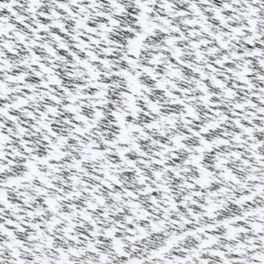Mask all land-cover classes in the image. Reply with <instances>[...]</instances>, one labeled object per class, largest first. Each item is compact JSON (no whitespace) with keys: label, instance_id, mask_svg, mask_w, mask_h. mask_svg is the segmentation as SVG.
<instances>
[{"label":"snow or ice","instance_id":"6c2138e0","mask_svg":"<svg viewBox=\"0 0 264 264\" xmlns=\"http://www.w3.org/2000/svg\"><path fill=\"white\" fill-rule=\"evenodd\" d=\"M0 264H264V0H0Z\"/></svg>","mask_w":264,"mask_h":264}]
</instances>
